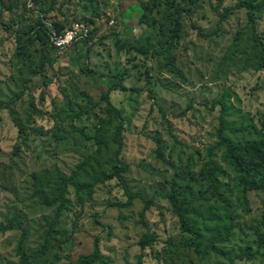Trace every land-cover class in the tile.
Instances as JSON below:
<instances>
[{"label": "rangeland", "instance_id": "1", "mask_svg": "<svg viewBox=\"0 0 264 264\" xmlns=\"http://www.w3.org/2000/svg\"><path fill=\"white\" fill-rule=\"evenodd\" d=\"M248 1L260 7L253 17L264 41V0ZM3 2L0 226H14L0 232V264H23L24 255L25 264H77L97 238L105 264H141V255L142 264H264V189L239 184L218 137L223 121L232 144L264 143L262 48L246 12L219 26L212 0ZM78 22L92 39L66 52L20 31L41 23L60 36ZM121 41L148 55L118 51ZM113 77L123 87L109 96L125 124L123 177L140 196L127 207L114 205L128 200L120 181L102 182L121 167L105 99ZM211 161L222 169L217 189L204 171ZM179 177L198 199L187 218L200 252L167 198Z\"/></svg>", "mask_w": 264, "mask_h": 264}, {"label": "trees", "instance_id": "2", "mask_svg": "<svg viewBox=\"0 0 264 264\" xmlns=\"http://www.w3.org/2000/svg\"><path fill=\"white\" fill-rule=\"evenodd\" d=\"M212 1H213V3H211L212 11L219 18V26H222V24L227 22L233 13L237 11L246 12L248 25H250L253 30L252 39L262 48L259 57V66L260 68H264V41L255 33L256 26L253 17V13L257 10H260V7L255 6L252 1H248V0L245 1L237 0V2L229 4L228 6H225L226 0H218L217 4H215L214 0ZM0 7L4 8L3 0H0ZM20 31L21 32L33 31L40 36L47 35L48 45L50 44L49 41L52 37L51 35L55 34V32H50L51 33L50 34L48 29L41 23H39L37 26L23 27L21 28ZM180 31H181V22L179 21L177 22L175 35L176 36L180 35ZM91 39H92V32L90 37L84 42H88V41L90 42ZM82 44H86V43H82ZM76 45H74L73 47H75ZM79 46L81 47V45ZM50 49L57 51L53 48ZM117 49L120 52L124 50H131L141 55H148V52L141 50L137 44L131 42L121 41L120 43H118ZM109 80L112 83V88L105 96V99H107L106 102L108 104L109 114H111L112 117L115 118V120L118 122L119 125L118 130L114 137V144L117 147L116 154L118 156V162L119 164H121V167H115L113 173L109 175H105L104 179H102L103 181L100 180V182L101 181L104 182L112 178H117L120 181L121 185L123 186L125 195L128 198V200L126 203L119 202V203H115L114 205L119 207H127L130 206L135 199L140 198V196L137 194H133L131 192L125 178L123 177V173H126L128 171V167L127 165L122 163V160L119 159V156L121 155L124 149L123 132H124L125 124L121 119L119 111L116 110V108H114L109 102V96L111 95V93L114 91L119 92L120 90L123 89V87L121 83H119L114 77L109 78ZM101 126H104V124H101ZM221 128L222 129L219 132V136H218L220 141L219 147L223 148L226 151L227 153L226 159L230 167H232L233 171L237 174L239 184H241V186L247 191L263 190L264 189V143H254L251 145L245 144V145L236 146L225 138L224 132L228 131L229 129L223 121L221 124ZM94 141H95V146L99 150H101L104 147L106 138H104L101 135L100 129L97 130V134L94 138ZM221 170L222 169L220 165L215 161L210 162L209 168L207 169L206 167L204 168V171H206L207 182L210 184L211 187L215 189H217L220 186L219 176ZM176 182L177 183L172 188V192L167 195V198L171 200L175 212L181 219L182 230L185 233L192 235V238L188 240V245L191 248H195L197 252H200V245L198 244V240L200 237L198 235V230L187 218V214L197 213V210H195L193 206L198 202V199L191 188L189 192H184L187 186L184 184V179L182 177L177 178ZM179 196H184V197L179 199ZM42 198L44 199V197ZM146 203H148V201ZM147 208L148 206L145 207V209ZM261 225H263L264 227V220L262 221ZM13 226H14L13 223H11V226L9 227L0 226V232L5 233L7 231H10L13 229ZM212 250L219 251L215 249H207L206 253L212 252ZM45 252H46V248H43L39 251L32 253L31 256L34 257L43 254ZM23 258L25 259V262L23 264L27 263L30 259V257H26L25 255ZM139 259L142 264L143 256L141 255ZM97 263H103V264L106 263V259L101 254L99 238L95 240L94 251L87 255H81L77 262V264H97Z\"/></svg>", "mask_w": 264, "mask_h": 264}, {"label": "built area", "instance_id": "3", "mask_svg": "<svg viewBox=\"0 0 264 264\" xmlns=\"http://www.w3.org/2000/svg\"><path fill=\"white\" fill-rule=\"evenodd\" d=\"M90 34V26L78 22L66 30L63 35L51 37L50 43L53 49L64 52L70 50L78 42L88 39Z\"/></svg>", "mask_w": 264, "mask_h": 264}, {"label": "clouds", "instance_id": "4", "mask_svg": "<svg viewBox=\"0 0 264 264\" xmlns=\"http://www.w3.org/2000/svg\"><path fill=\"white\" fill-rule=\"evenodd\" d=\"M90 26V25H89ZM90 28H91V26H90ZM91 32H92V29H91ZM91 35V34H90ZM87 40V39H86ZM85 41V40H84ZM79 43V42H78ZM76 45V44H75Z\"/></svg>", "mask_w": 264, "mask_h": 264}]
</instances>
